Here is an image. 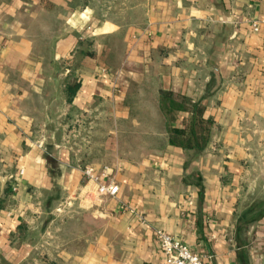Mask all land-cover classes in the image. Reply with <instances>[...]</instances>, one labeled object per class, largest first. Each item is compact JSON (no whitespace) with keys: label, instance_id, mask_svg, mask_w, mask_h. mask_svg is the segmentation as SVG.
Here are the masks:
<instances>
[{"label":"crops","instance_id":"crops-1","mask_svg":"<svg viewBox=\"0 0 264 264\" xmlns=\"http://www.w3.org/2000/svg\"><path fill=\"white\" fill-rule=\"evenodd\" d=\"M256 21L264 0H0V264H166L157 230L204 264H264ZM161 90L214 122L190 165L152 147Z\"/></svg>","mask_w":264,"mask_h":264},{"label":"trees","instance_id":"trees-1","mask_svg":"<svg viewBox=\"0 0 264 264\" xmlns=\"http://www.w3.org/2000/svg\"><path fill=\"white\" fill-rule=\"evenodd\" d=\"M77 88L78 85H73L69 89V102H72ZM159 101L156 132L166 136L154 139L152 147L163 149L169 145L182 148L188 154L187 165H190L208 148L213 137L214 122L205 118L206 107L202 102H196L188 97L164 90L159 92ZM175 112H183L186 115L180 128L173 126ZM147 119H152L151 113L147 115ZM58 195L59 193L56 192L54 195L48 196L47 207L49 210ZM253 211V209H249L243 216L251 214Z\"/></svg>","mask_w":264,"mask_h":264},{"label":"built area","instance_id":"built-area-1","mask_svg":"<svg viewBox=\"0 0 264 264\" xmlns=\"http://www.w3.org/2000/svg\"><path fill=\"white\" fill-rule=\"evenodd\" d=\"M264 21H256L253 23V28L256 32L260 31ZM85 178L88 182L98 183V178L94 174L93 168L87 167L84 170ZM119 188L114 185L99 184L97 188L98 196H112L118 194ZM156 237L160 243L161 249L166 256V264H204L203 259L198 254H195L191 248L162 230L156 231Z\"/></svg>","mask_w":264,"mask_h":264}]
</instances>
